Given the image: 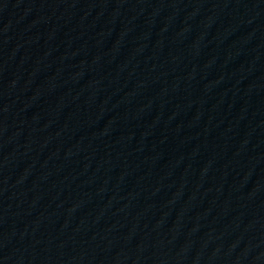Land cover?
<instances>
[{
    "label": "water",
    "instance_id": "obj_1",
    "mask_svg": "<svg viewBox=\"0 0 264 264\" xmlns=\"http://www.w3.org/2000/svg\"><path fill=\"white\" fill-rule=\"evenodd\" d=\"M19 264H264V0H96Z\"/></svg>",
    "mask_w": 264,
    "mask_h": 264
}]
</instances>
